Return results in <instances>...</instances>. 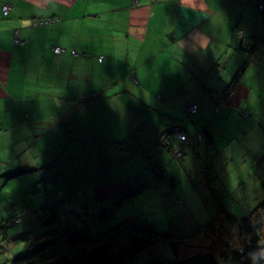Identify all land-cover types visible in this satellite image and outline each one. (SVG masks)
<instances>
[{"label": "crops", "instance_id": "0c3cea01", "mask_svg": "<svg viewBox=\"0 0 264 264\" xmlns=\"http://www.w3.org/2000/svg\"><path fill=\"white\" fill-rule=\"evenodd\" d=\"M258 3L253 0H0V162L12 161L11 167L20 166L19 172L35 173V179L31 176L26 180L27 188L33 193L39 170L45 168L53 180L61 176L60 163L55 158L68 150L71 135L67 129L61 130L53 124L55 118L46 115L44 107L36 108L37 86L42 87V92L52 90L53 96H58L56 102L60 103L58 111L62 120H70L86 98H91L100 108L110 104L113 95L110 88L95 91L101 78L100 67L93 69L95 58L98 61L101 58L95 48L103 46L111 50L110 66L122 59L128 63L134 61L141 73L136 77L138 72L134 71L139 85L159 80L160 87L168 89L169 94L182 86L185 89L180 90L184 93L204 92L200 81L206 77L224 82L228 73L238 71L245 63L246 34L251 32L254 36L260 26L259 16L254 15ZM4 5L12 8L9 16L4 15ZM41 18L54 21L50 20L46 27H34L32 21ZM237 39L243 40V44H238ZM55 47L63 51L56 54ZM233 59L235 63L230 66ZM175 80H178L176 86ZM65 86H73L71 94L74 92L75 96L70 97ZM246 91H249L247 87L240 88L233 96ZM231 104L236 106L239 102ZM96 106L89 108V112L99 111ZM6 166L0 163V178L5 176L1 172ZM18 184L14 185L15 189L20 187ZM112 190L107 184L94 191L98 198L107 199ZM16 204H22L20 197L8 204L0 202V220L28 209ZM33 219L28 220L30 235L35 232L31 227L37 225ZM8 245L10 250L17 248L13 240Z\"/></svg>", "mask_w": 264, "mask_h": 264}, {"label": "rangeland", "instance_id": "374dc122", "mask_svg": "<svg viewBox=\"0 0 264 264\" xmlns=\"http://www.w3.org/2000/svg\"><path fill=\"white\" fill-rule=\"evenodd\" d=\"M262 1L264 3V0ZM254 15L260 18V26L255 31V35L253 36L251 32L248 35L246 34V42L244 44L242 43L243 40L237 39L238 44L240 42L243 44L245 62H248V67L240 80L238 89L247 87L249 91H246L243 95L238 93L230 99L231 103L239 102V105L224 104L225 107L230 109L225 110L223 105L218 109L207 104L208 98L202 91L198 95L189 98L174 97V94L172 98L168 96L163 87L160 89L159 80H149L146 82L147 84L137 87L131 84L132 80L119 82L122 72L118 75L113 69L109 72L111 77L109 85L115 83L114 86H110L114 90L118 87L121 89L127 88L132 93H135V96H140L141 98L138 97V99L142 100L145 106L152 109L160 107V112H162L164 104L169 105L171 102L174 109L179 111L184 117L183 125L189 127L190 130L194 129L195 126L193 124L196 125L195 129L200 131L204 129L210 130L215 138L214 145L201 147V149H198L197 154H193V152L189 154L188 147H185L184 155L179 160L168 159L165 151L163 153L160 149L156 153L154 152L156 149L152 148L148 151V154L153 155L155 158L161 156L167 164V178L153 179L149 161L142 155L126 159V163L119 161V156L122 155V147L125 150L126 146L110 144V139L116 140L114 138L116 135L120 140L124 139V135L127 133L126 129L115 130L117 134L113 132L114 130H107L108 139L102 137L99 141H96L95 145H86L83 148L89 153V151H95L99 147L103 150L104 155L112 160L110 168L105 170V172L110 182L114 181L117 183L112 186L114 195L130 191L134 180H141L142 183L147 180L149 185L139 194L127 196L119 202L120 205L118 207H114L115 203L112 201L105 200L102 206L99 205L94 199L96 198L95 196L94 198L89 196L95 190L92 189V182L94 183V181L87 179L90 178L88 170L92 168L93 160L90 158L91 156H88L83 151L78 156L81 157L80 160L75 161L77 165L72 171L70 162H60L61 176L57 177V180L48 181L47 183L49 184H38L37 190L40 192L35 195L27 188L29 183L26 181L31 176L35 179V173H24L19 177H14L12 175L20 171V166L13 168L11 167L12 161L5 160L0 162L7 165L1 172L2 174L5 172V176L0 178V191L3 189V193L0 195V202L7 203L14 198L20 197L22 204L16 205H22V208L28 207L36 211L40 209L42 215L44 213L47 214V219L44 218L46 223L49 222L51 213L43 208L51 205V208H54L55 212L58 213V218L55 216L57 221H51L49 224L53 229L58 226L64 227L68 222H70V225L75 223L77 227H83L85 224H83L82 220H88V223L92 225L93 236H96L100 232L121 224L128 223L134 228H138L147 223H152L153 227L148 226V229L164 237L181 238L194 233L190 232L194 225L196 227H199V224L204 225L216 216V209L204 202L206 191L202 186L203 173H201L200 163L206 160L211 165L209 172L213 173V182L222 189L226 212L236 218L247 217L264 201V14L256 10ZM42 26L46 27L49 25H41L39 27ZM248 42H250L249 46ZM101 45H104L103 42H101ZM255 45L254 58L250 59L248 51L254 48ZM57 48H59L57 53L63 50L60 47H55V50ZM107 49L102 46L95 48V51L99 52V57H103L106 56ZM123 63L125 64V60ZM130 64L137 70L134 61ZM130 72V76L133 78L132 71ZM137 72L136 77L141 75L139 70ZM217 83L224 86V82ZM37 90L36 108L41 110L43 107L51 105L50 97L42 95L49 94V96H52V90L42 92L41 86H37ZM191 102L198 105L200 109L195 115L185 111L186 106ZM135 104H137L136 101L132 103L133 106ZM141 106L143 107L141 115L150 116L151 114L144 106ZM30 107L34 111V106L30 105ZM49 122L50 120L47 121V123ZM46 125L50 126L51 124ZM105 126L106 128L108 126L106 121ZM144 129L149 137L157 133V128H152L150 125ZM51 145L53 146V144ZM127 152H132V149H127ZM34 153L36 155V152ZM186 167H190V179L186 174ZM80 168H82L81 171ZM171 178L175 179V189L171 185ZM85 180V188L79 187ZM103 181L105 180L103 179ZM16 183H19L18 185L20 186L18 194L14 187ZM104 184L105 182H103L101 188H104ZM161 191H164V193L161 194ZM65 195H67L66 199ZM87 199L90 200L87 202L83 212H86L88 208L90 216L77 215L74 210L76 211L77 208H82V206L75 204V202L79 203ZM62 202L64 205H62ZM101 208H111L107 218L98 215ZM9 211L11 212L12 208ZM78 212L82 213L79 209ZM33 217L34 214H27L24 223L10 229L11 236L18 233L15 251L10 250L8 243H0V264H9L11 260L8 262V259L13 253L24 251L23 248L28 244V241L24 240V238L28 236L27 232L30 231L28 220H32ZM36 222L37 225L31 227L35 229V232L33 231L31 235L38 238L45 233V229L41 223ZM61 222L64 224H61ZM176 242L175 239L168 240L165 245L154 248V252L142 255L134 264H147L151 258L152 260L156 259L153 264H161L164 263L163 261L170 263L171 259H175L171 245Z\"/></svg>", "mask_w": 264, "mask_h": 264}, {"label": "trees", "instance_id": "16d2710c", "mask_svg": "<svg viewBox=\"0 0 264 264\" xmlns=\"http://www.w3.org/2000/svg\"><path fill=\"white\" fill-rule=\"evenodd\" d=\"M253 1L255 4L259 2L256 8L259 13L264 14V10L262 9V7H264L263 1ZM11 12L5 14L4 11V15L9 16ZM50 20L51 22L54 21L53 19L41 18L32 22L35 25L34 27H39L41 25L51 24ZM54 51L55 48L53 52ZM107 51L106 56L101 57L100 61H98V57L95 58L96 61L94 62L93 69L95 68L94 70H96L97 67H100L99 73L101 78L95 91L101 90V92H104L110 88L113 92V95L110 97V104H106L105 106L102 105L100 108L98 103L96 106L93 104L94 101L91 100V98H86L83 106L78 112H75L74 115L69 117L70 120L68 121L60 119L58 111L60 103L56 102L58 96H49L51 98V105L45 106L46 109L45 107L43 108L46 115H51L55 118L53 119V124L55 123L56 127H60L59 129L62 128L64 130L67 129L71 135L72 141L70 145H68V150L65 152L66 154L60 153L58 157L55 158L59 161L58 163L70 162L72 171L77 165L75 162L77 154L85 151L83 148L84 146L95 145L96 141H99L102 137L108 139L109 136L106 135L107 130H114L113 132L116 133L115 130L120 131L121 129H126L127 133L124 135V139L120 140L117 135L114 137L116 140L110 139V144L126 146L125 150L122 147V155L119 156V161L126 163V159H132L136 158L137 155H142L149 161L152 178L165 179L167 178L166 161L161 156L155 158L153 155L148 154L149 150L155 148L156 150L154 152L157 153L161 149L163 153L166 152L165 155L168 159L179 160L184 155L185 147H188L189 154L192 152L193 154H197L198 149H201V147L214 145L215 138L211 131L208 129L201 131L195 129V124H193L195 126L193 130H190L186 125L184 126V117H182L179 111L174 109L171 102L169 105L164 104L162 112H160V107L152 109L145 106L144 102L138 99L140 96H135L136 94L129 91L126 87V89L118 87L115 90L113 87H110L115 84L112 83L109 85L111 78L109 72L111 69H113L117 75L122 72V77H120L119 82L132 80V85L137 87L141 85L136 82L134 76L135 67L128 63L126 59H122L118 63L116 62L110 66L108 63L112 61L113 54H110V49H107ZM255 51L256 45L248 51L250 59L254 58ZM86 52L87 51L84 52L85 55ZM73 54L79 55L77 51H73ZM235 58L238 59V56ZM124 60L125 64L123 63ZM234 63L235 60L233 59L230 62V66ZM247 67L248 62H245L239 67L240 69L238 71L228 73L229 76H226V79H224V86L217 83L222 81L216 78L208 80L209 78L205 76L206 80L204 79L200 82L204 85L203 94L208 98L207 104H210L212 107L215 106L218 109L221 105H223L225 110L230 109L225 107L224 104H229L230 99L240 85V80ZM130 71H132L133 78L130 76ZM215 73L216 72L213 70V75ZM200 78L203 77L200 76ZM133 79H135L134 81L136 84ZM177 84L178 80H175L174 85L176 86ZM174 85L172 88H174ZM64 89L70 91L68 93L70 97L72 95L75 96L74 92L71 94V91L74 90L73 86H65ZM160 89H162V87H160ZM180 89L185 88L183 86L177 87L174 92L169 94V90L164 88L168 96L172 98L173 94L174 97L182 96L185 98L198 95L196 91L190 90L191 92L189 94L188 92H182ZM141 93H143V91H141ZM26 99H29L28 96ZM98 99L100 100V98ZM135 101L137 104L133 106L132 103ZM138 104L143 105L151 115H141L143 107ZM93 106H96L98 109L100 108L99 111H94V114L89 112V108ZM185 111L186 113L195 115L200 109L198 105L191 102L186 106ZM50 118L52 119V117ZM93 120L94 122H92ZM105 121L108 123L107 128L105 126ZM148 125L152 128H157L156 135L149 137V135L145 133L144 128H147ZM87 128L90 130H87ZM129 148L132 149V152H127ZM63 149H65V146ZM86 153L88 156H91L90 158L93 160V166L88 170L90 178H87L88 180L92 179L94 181V183L92 182V189H95V191L100 189L103 182H105L104 186L110 184L112 187L113 184H117L114 181L110 182L107 177L105 170L110 168L112 160L104 155L103 150L98 147L95 151ZM80 158L81 157H79V159ZM79 159L77 161H79ZM200 167L201 173H203L202 186L206 191L204 202L208 206H213L216 209V216L204 225L199 224V227L194 225L193 229L190 231L194 233H191L189 236L181 238L172 236L164 237L147 228L148 226L152 228V223H147L138 228H134L128 223L121 224L93 236L92 225L88 223V220H82L83 224H85L83 227H77L75 223L70 225V222H68L64 227L58 226L56 229H53L49 224L51 221H57L55 218H58V213L55 212L54 208H51V205L43 208L49 210L51 213L49 222L47 223L44 222V218L47 219L46 213L42 215L40 209L36 211L28 208L15 213L11 217L0 220V237L2 236V238H0V243H8V241L12 240L15 242L17 241L15 238L17 234L11 236L10 229L24 223L27 214H34L33 220L42 224L45 233L38 238L29 234L27 237L25 236L24 240L28 241L27 246L23 248V252L13 253L8 259V262L11 260L9 264H134L142 255L154 252V248L165 245L168 240L173 239L177 241L171 245L175 259H171L172 261L170 263L163 261L164 263L161 264H264V201L247 217L236 218L229 215L226 212L222 189L213 182V173L209 172L211 165H209L206 160H203V162L200 163ZM81 170L82 168H80V171ZM22 174L23 172L21 171L15 174L14 177H19ZM186 174L190 179V167H186ZM37 175V181L33 191L39 193L40 191L37 192L38 184H49L46 182L54 180L48 176V171L45 168L39 170ZM103 179L105 181H103ZM86 180L82 182L79 187L82 186V188H85ZM170 181L175 189V179L171 178ZM148 185L149 182L147 180L144 183H142L141 180H134L131 190L125 191L119 195H114L112 193L110 198L100 199L96 196L95 191H92L89 196L92 198L95 196L96 198L94 199L101 206L105 201H112L115 203L114 207H118L120 201L124 200L127 196L139 194ZM18 189H20V187L16 190ZM163 193L164 191H161V194ZM17 199L18 198H14L13 201H17ZM89 200H83L79 203L75 202V204H80L82 208H77L74 212L79 216H90V210L88 208L86 212H83ZM6 204H8V202ZM62 205H64V203ZM78 209L82 213L78 212ZM110 209L111 208H101L98 215L107 218L108 213L111 211ZM18 218H21L22 221L17 222ZM61 224L64 223L61 222ZM44 241L50 243L45 249L40 247V244ZM155 260L151 258L148 260L147 264H153Z\"/></svg>", "mask_w": 264, "mask_h": 264}, {"label": "built area", "instance_id": "2783aa9c", "mask_svg": "<svg viewBox=\"0 0 264 264\" xmlns=\"http://www.w3.org/2000/svg\"><path fill=\"white\" fill-rule=\"evenodd\" d=\"M262 9L264 10V7H262ZM4 11H5V14L10 13V12H11V8H10V6H4ZM55 52H56V53L59 52V48H57V49L55 50ZM21 221H22L21 218H18V219H17V222H21Z\"/></svg>", "mask_w": 264, "mask_h": 264}, {"label": "water", "instance_id": "95a60500", "mask_svg": "<svg viewBox=\"0 0 264 264\" xmlns=\"http://www.w3.org/2000/svg\"><path fill=\"white\" fill-rule=\"evenodd\" d=\"M49 242L48 241H44V242H42L41 244H40V247L41 248H43V249H45L47 246H49Z\"/></svg>", "mask_w": 264, "mask_h": 264}, {"label": "bare ground", "instance_id": "6f19581e", "mask_svg": "<svg viewBox=\"0 0 264 264\" xmlns=\"http://www.w3.org/2000/svg\"><path fill=\"white\" fill-rule=\"evenodd\" d=\"M76 54V53H75Z\"/></svg>", "mask_w": 264, "mask_h": 264}]
</instances>
